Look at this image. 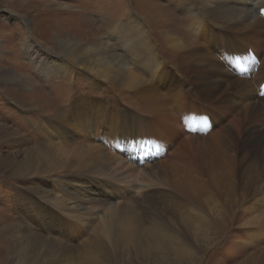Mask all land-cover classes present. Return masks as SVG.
Listing matches in <instances>:
<instances>
[{"label":"rangeland","instance_id":"374dc122","mask_svg":"<svg viewBox=\"0 0 264 264\" xmlns=\"http://www.w3.org/2000/svg\"><path fill=\"white\" fill-rule=\"evenodd\" d=\"M180 1L182 0H0V264H10L19 253L22 241L12 233L15 227L19 229L24 223L27 224L25 225L27 231L32 230L26 239L29 244L40 242L43 247H47L46 249L72 248L79 253L85 252L86 248L84 258L75 260L77 264H264V191L253 188L255 181L250 174L242 177L244 166L240 162H237L236 166L241 170L239 172L233 170L232 176L223 174L221 178L223 171L218 168L217 171L210 170L204 174L199 170V175H191L192 165L195 163V166L204 165L200 164L202 160L199 161L200 158L196 156L192 145L189 146L191 159L181 160L177 158L172 148L164 151L162 149L164 145H161L160 149H156L157 143L149 136L140 139V134L137 138L132 133L120 131L110 133L107 139L101 138L102 141L98 143L109 147L110 152L112 150V153L127 161V165L120 171L123 173L122 176L119 174V176L114 174L111 175L112 177L105 176L102 179L105 182L102 188L92 186L96 193L93 194V198L98 201L100 215L105 213L106 221L103 227L105 229L111 227L113 231V235L105 234L109 238L97 235L93 223L87 225L89 228L84 234L74 235L68 229V218L58 210L57 204L50 207L53 212L51 213L41 207L30 210L22 207L18 201L20 196L23 194L26 196V191L33 186L38 187L35 192L31 191L34 199L40 191H43L42 193L47 197L61 196L64 192L58 189L59 187L52 180L57 173H66L63 172L62 167H53L57 169L52 170L48 179L46 177L40 180L39 185H33L35 180L33 181L31 176L21 178L19 171L22 172L20 170L22 165H26L27 168H24L30 172L34 171L35 159L38 156L36 149L49 146L51 143V139L42 131V118H58L66 115L73 96L89 95L110 100L117 106L110 105L107 106L108 108L114 106L118 109L122 106L132 115L149 118V109L142 102L141 97L136 95L133 89L129 90L122 82L112 81L109 78L104 82V86L102 83H98V87L91 86L88 81V71L76 69L77 73L72 77L62 72L54 73V69L49 62H46L45 57L52 54V57L60 58L58 42L70 43L71 40H75L80 46L78 51L86 47H96L99 51L102 39L110 37L114 24L121 25V28L129 33V10L126 8L129 5L130 10L138 12L142 23L146 24L154 49L163 59L162 65H166V68L175 73L180 68L179 57L169 46L165 35L179 37L188 48L194 49L198 46L193 43L192 15L186 17L185 11H178ZM190 1L195 8L202 9L209 6L208 0ZM255 2L256 0L251 3L250 0V6L246 7L242 0H239V8L234 10L236 20L251 19L254 15L251 6ZM248 7L250 9L246 10ZM26 35L33 44L30 50L25 43ZM125 36L127 35L123 37L126 38ZM136 37L138 36L131 34L129 39L134 40ZM249 37H252L250 31L242 32L239 36L232 37L230 45L233 48L239 45L249 46ZM259 44L264 50V44L263 46ZM113 45L103 53L109 61L112 55L120 52L124 55L127 67L133 73L138 76L146 75L143 74V65L149 56L133 46L128 48L116 43ZM204 46L197 47L200 48L201 54H204ZM211 57L215 60L218 54H211ZM262 62L256 64L255 70L261 68ZM222 63L225 70L228 69L230 72L235 70L234 64H226L223 61ZM44 64L46 70L41 69ZM162 68L163 66L160 69ZM171 72L168 71L169 74H166L167 79L171 76ZM197 73L198 70L195 71V74ZM263 76V73L260 74V79L256 83L260 87L264 86ZM6 78L12 81L5 83ZM218 78L223 79V77ZM224 84L226 85L225 80ZM235 89L242 90L241 87ZM235 89L219 93L218 104L222 110L217 105L219 108L217 113L209 109L206 112L205 109L199 108L198 111L195 110L198 114L196 113L193 119L198 120L197 123L187 122L177 130H181L183 134L187 132L185 135L189 136L201 133L203 135L200 136H204L206 141L227 137L226 134L221 133L225 121L218 122L216 116L222 112L226 113L225 110L228 109L243 113L245 108L250 106L249 101H246L247 97H244L245 93H236ZM144 90L145 87L143 92ZM185 90L189 92V86ZM212 93L205 94L209 97L207 106H211L210 103L213 102ZM187 114L188 112L181 111L179 116ZM230 115L232 117L235 113ZM242 123L243 138L247 136L248 130L251 129L253 132L255 128L248 126L252 125L248 119H243ZM226 126L228 127L229 124ZM203 138L196 139L198 144H204ZM181 141L182 138H179L174 148H177ZM74 155L68 160L74 159ZM78 156L81 157L79 153ZM45 158V161L54 158H58L59 162L68 161L65 155L54 154L51 151ZM185 168L187 170H183ZM70 172H76L75 168ZM173 173H177L174 181H181L182 177L186 178L187 175H191L193 180L199 176V180L188 184L189 188L183 191L173 187L172 184H168L169 188L157 185L156 179ZM213 173L217 174V178H210L213 177L210 176L214 175ZM84 174L89 175L90 172ZM109 183L117 186H109ZM211 184H214L215 191L210 188ZM235 188H238L237 193L234 190L235 198H229V193ZM80 194L86 199L90 196L85 192ZM216 194L217 196L213 198ZM41 203L49 207L51 202L43 199L39 204ZM84 207L89 209L93 206L85 202L81 208L85 209ZM114 211H116L115 215ZM61 214L64 218L57 223L55 221L50 223L48 227L55 224L54 229H48L45 233V224L52 219L57 220V216ZM250 215H253L255 221L250 225V229L246 230L243 222ZM37 217H40L39 221L36 220ZM124 220L133 223L134 238L122 244V240L118 238L122 231L116 225V221ZM163 229L169 230L166 231L168 238L170 242H174L171 247L156 251L152 241ZM21 234L23 237L27 233ZM165 234L163 231L160 232L156 240L164 239ZM94 237L98 239L97 250L86 245L87 240ZM178 241H181L182 245L178 244Z\"/></svg>","mask_w":264,"mask_h":264},{"label":"bare ground","instance_id":"6f19581e","mask_svg":"<svg viewBox=\"0 0 264 264\" xmlns=\"http://www.w3.org/2000/svg\"><path fill=\"white\" fill-rule=\"evenodd\" d=\"M238 1L208 0L209 6L202 9L195 8L190 0L180 1L178 11H185L186 17L192 15L193 43L198 46L205 45L206 51L203 50L204 54H201L200 48H197L198 46L191 49L179 37H168L165 35L169 46L175 50V53L179 57L180 68L175 73H172L171 69L166 68V65H162L163 59L157 55L156 49H154L146 24L142 23V18L138 12L130 10L129 5L126 7L129 10V33L124 31L121 25L114 24L110 37L102 39L101 52L96 47H86L78 51L80 46L75 40H71L70 43L58 42L57 49L60 51L58 54L61 57L55 56L54 58L49 53V56H47L49 58L45 57L46 62H49V65L54 69V73L62 72L72 77L77 73L76 69L86 70L89 73L88 81L91 86H97L98 83H102L104 86V82H107L109 78L112 81L122 82L129 90L133 89L135 94L141 97L142 102L149 109V118L132 115L122 106H119L118 109L114 106L108 108L107 106L116 105V103L113 104L110 100H103L89 95L73 96L66 115L58 118H42V131L46 137L51 139V143L49 146L36 149L38 156L35 159L36 167L33 168L34 171L30 172L25 169L26 165L21 166L20 170L22 172L19 171L21 178L24 179L31 176L30 178L33 181H37H34L33 185H39L40 180L50 177L53 169L62 167L63 172L66 173H57L56 176H53L52 180L55 181V184L59 187L58 189L64 192L61 196L52 195L47 197L44 196L43 191H40V194H37V197L34 199L32 194L38 187L33 186L26 191V196L24 194L20 196L18 199L19 204L30 210L41 207L45 209L44 211H51V213L53 212L50 207L57 204L58 210L65 215V218H68V229L74 235L84 234L86 229L89 228L87 225L93 223V228L97 235L109 238L105 234L111 235L113 231L111 227L107 229L103 227V223L106 221L104 218L105 213L102 208L101 210L104 214L100 215L98 201L96 202V199L93 198V194L96 195L93 187L102 188L105 184L102 179L105 176L112 177L111 175L113 174L115 176L123 175L120 171L127 165V161L121 156L112 153V150L110 152L109 147L107 148L98 143L102 141L101 138L107 139L111 135L110 133L120 131L132 133L137 138L140 134V139H145V136H149L157 143L156 149H160L161 145H164L162 148L164 151L172 148V150H175L177 158L179 157L181 160L191 159L192 153L189 146L192 145V149L196 151V156L200 158L199 161L202 160L200 164L204 165L195 166L196 163L192 165L193 170L191 175H199V170L203 171L202 173L204 174L210 170L217 171L218 168L223 171L221 178L224 176L223 174H230L232 176L233 170L236 172L241 170L236 166V163L240 162L244 166L242 177L250 174L255 181L252 185L253 188L264 191V117H262L264 116V86L260 87L256 84L257 80L260 79L259 75L264 74V50L259 47V43L262 46L264 44V0H256L251 6L254 15L251 19L247 18L244 20H236L237 16L234 14L236 13L234 10L239 8ZM242 2L246 7L250 6V0H242ZM253 2L254 0H251V3ZM249 9L250 7L246 10ZM249 31L252 33V37H249L248 40L249 46L244 47L239 45L233 48L230 45L232 37ZM130 33L138 37L134 40L131 38L130 40ZM124 35H127L125 36L126 38L123 37ZM24 39L30 50L33 44L30 43L29 36L26 35ZM112 42L121 47L129 48L133 46V48L139 49L143 54L149 56L143 65V74L146 73V75L138 76L133 73L127 67L124 55L120 52L112 55V59L110 58L111 60L109 61L108 57L104 56L105 54L103 55V53L115 45ZM80 52L83 53L80 54ZM211 54H218V58L214 60ZM222 61L226 64H234L236 66L235 70L231 72L228 69L225 70ZM257 61H263L261 68L258 69L260 70L259 72L255 70L256 64H258ZM92 63H94V66H92ZM162 66L163 68L160 69ZM42 67L41 69L46 70L45 64ZM196 70H198L197 74H195ZM168 71L172 73L169 79H167L168 76L166 75L169 74ZM218 77H223V79L219 80L221 78ZM224 80L226 81V85L224 84ZM11 81L12 79H5V83H10ZM262 81L264 83V78H262ZM187 86L190 88L189 92L185 90ZM144 87L145 90L143 92ZM239 87H241V91L235 89ZM233 89H235L236 93L244 92V97H247L246 101H249L250 106L249 108H245L243 113H236L234 109H228L225 110L226 113L222 112L216 116L218 122L225 121L221 133L226 134L227 137H217L214 140L206 141L203 138L204 136H200L203 135L201 133H195V135L191 133L192 135L189 136L185 135L187 132L183 134L181 130H177L187 122L196 124L198 120L193 119L194 115L198 114L199 108L205 109L206 112L211 110L213 113H217L219 109L217 106H219L220 100L218 99L220 97L219 93L232 91ZM254 91L255 93H253ZM208 92H213L211 106L206 105L209 103V97L205 96ZM219 107L222 110V107ZM181 111L188 112V114L179 116ZM232 113H235V115L231 117L230 114ZM243 119L250 120L252 125L248 126H253L255 130L253 132H251V129L246 130L247 136L242 138L241 126ZM134 123L135 125L133 126ZM227 124H229L228 127L226 126ZM179 138H182V141L177 148H174L177 146L176 142ZM200 138H203L202 143L206 145L198 144L196 139ZM50 151L54 154L61 153V155H65L67 160L75 155L74 159L65 162H59L58 158L45 161V156ZM78 153L81 157L78 156ZM93 161L95 162L94 164L91 163ZM67 162L72 163L69 164ZM9 164L11 165L12 162ZM13 164L15 165L14 162ZM55 166L57 168H53ZM74 168L76 172H70ZM175 170L177 169L175 168ZM183 170H187V168ZM86 172H90V174H84ZM213 174L210 175L213 176L210 178H217V174ZM176 175L177 173H173L169 176L165 175L161 179H156L157 185L168 187V184H172L173 187L183 191L189 188L188 184H193L199 180V176L193 180L191 175H187L186 178L182 177L181 181H174ZM121 180L119 179V181ZM109 186L116 187L117 185L109 183ZM210 188L214 189L213 191L216 190L214 184H211ZM234 190L236 192L238 188L233 189L229 193V198H235L234 194L237 192L235 193ZM79 192L89 193L90 196L86 199ZM43 199L51 202L49 207H45L42 203L39 204ZM85 202L93 207L89 209L84 207L85 209H82L81 207L84 206ZM30 210H28L29 215ZM64 215H58L57 220L52 219L47 222L44 232L46 233L48 229L53 230L55 224L50 227L48 225L54 223V221L57 223L60 219L64 218ZM117 216L120 217L119 215ZM36 220L39 221L40 217H37ZM254 221L253 215H250L244 220L243 226L246 230L250 229V225ZM23 225L19 228L20 230L15 227V231H12V234L22 241L23 246L21 245V249H18L19 253L10 261V264H72V262L77 264L75 260L84 258L86 248L84 249L85 252L79 253L76 249L72 250V248L70 250L49 247L46 249L47 247H43L44 245L40 242L33 245L29 244V241L26 239L32 230L27 231L28 228H25L27 224L24 223ZM116 225L122 231L119 233L120 235L118 234V238L122 240V244L134 238L132 236L133 223L131 221H116ZM41 227L43 228L44 225ZM162 231L165 234L169 230L163 229L160 232ZM160 232L152 241V246L157 249L156 251L158 249L165 250L171 247L174 242H170L166 233L164 239L159 238L161 242L159 243L156 238L158 239ZM21 233L27 234L22 237ZM97 242L98 239L94 237L91 240H87L86 245L92 246L94 250H97L99 247V245H96ZM178 244H181V241H178Z\"/></svg>","mask_w":264,"mask_h":264}]
</instances>
